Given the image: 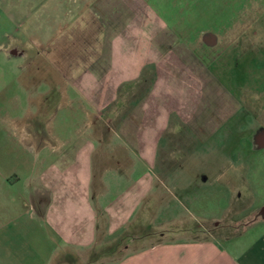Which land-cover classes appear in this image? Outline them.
Instances as JSON below:
<instances>
[{
    "label": "crops",
    "instance_id": "1",
    "mask_svg": "<svg viewBox=\"0 0 264 264\" xmlns=\"http://www.w3.org/2000/svg\"><path fill=\"white\" fill-rule=\"evenodd\" d=\"M197 1L0 0V46L20 59L18 81L46 84L42 103L60 94L39 128L17 130L15 149L8 152L0 137V264H74L93 249L91 255H100L87 260L102 264H264V218L237 235L201 243H146L135 236L136 225H128L140 206L136 223L144 227L148 214L138 202L151 184L135 190L140 168L150 178L159 138L169 127L172 134L183 132L193 116L145 101L143 123L129 114L126 141L105 118L111 104L121 102L120 88L142 71L144 80L152 71L175 70L178 79L200 81L197 52L184 46V39L195 38L190 13ZM137 134L143 136L138 147ZM231 195L224 211L234 198L249 199L244 189Z\"/></svg>",
    "mask_w": 264,
    "mask_h": 264
},
{
    "label": "rangeland",
    "instance_id": "2",
    "mask_svg": "<svg viewBox=\"0 0 264 264\" xmlns=\"http://www.w3.org/2000/svg\"><path fill=\"white\" fill-rule=\"evenodd\" d=\"M190 14L195 38L184 39V46H192L197 52L193 62L198 60L195 68L200 81L178 79L175 70L152 71L144 80L147 73L142 71L132 85L120 88L121 102L115 107L111 104L113 108L105 118L116 131V137L126 141L129 114L135 115L137 124L143 123L146 102L157 110L176 108L185 116H195L194 120L186 121L183 132L172 134L169 127L170 134L159 138L150 178L147 168H140L144 174L140 172L135 190H144L140 186L151 184L138 202L149 207L148 214L144 216V227L139 225L140 206L128 225L131 228L135 224V236L146 239V243L164 239L219 241L252 229L264 218V185L260 182V179L264 181V0H198ZM20 63L19 58L6 56L0 46V131L7 132V136L0 137L2 142L7 141L8 152L15 149L11 141L17 130L23 124L29 129L39 128L55 111L60 96L52 94L42 103L46 84L20 83L17 79L21 75ZM161 75L163 84L159 86L156 82ZM105 94L112 95L113 88L106 87ZM31 114L39 117L25 120ZM230 114L233 133L217 135L216 144H210L215 128ZM27 121L32 126H26ZM238 128L250 130L249 143L253 145L249 150H242L240 142L232 147L239 136L235 135ZM243 135L240 138L246 136ZM142 138L136 135L137 147ZM223 141L231 143L230 149L223 150ZM189 146L193 151H188ZM230 153L235 159L230 166L222 165L223 158L224 163L230 162ZM212 157L216 159V166ZM243 189L244 196H249L247 202L234 198L224 211L229 195L234 197ZM120 248L123 252L124 248ZM107 250L105 247L98 251L102 255ZM93 252L94 249L89 257L83 255L84 260L74 264H102L87 260L100 255H91Z\"/></svg>",
    "mask_w": 264,
    "mask_h": 264
},
{
    "label": "flooded vegetation",
    "instance_id": "3",
    "mask_svg": "<svg viewBox=\"0 0 264 264\" xmlns=\"http://www.w3.org/2000/svg\"><path fill=\"white\" fill-rule=\"evenodd\" d=\"M211 70V69H210ZM215 71V70H214ZM217 80H221L222 81V79H217ZM229 82V81H228ZM237 99L239 100V101H241L240 99H239V97H237ZM235 114H239L238 113V111L237 112H235ZM193 116V115H192ZM193 120L195 119V116H193V118H192ZM234 119H236V118H234ZM184 124H186V123H184ZM184 124H182V129L183 130H185V125ZM231 125H232V114H230L229 116H227L226 117V119H225V121L222 123V124H220L217 128H215L216 129V131H215V133L211 136V138H213V143L212 142H210V144H216V142H215V137L217 136V135H221L222 133L223 134H227V132H229V136H231V133H233V131H234V127H231ZM236 131H239V132H237L235 135H239L238 137H237V139H236V142L234 143V145H232V147H235V144L237 143V142H240V145H239V147L242 149V150H249V147H252V145L253 144H251V143H249V136H248V133H249V131L250 130H247V129H243V130H241L240 128H238ZM242 132H244V133H242ZM242 134H244V135H246V136H244V137H242V138H240V136L242 135ZM252 134V133H251ZM229 140V139H228ZM248 143H249V145H248ZM208 144H209V142H208ZM229 145H231V143L228 141V143H227V141H223V143H222V147H225V149L226 148H229L230 149V147L231 146H229ZM229 157H230V159H229V161L230 162H228V163H231V162H233V160L235 159L234 158V155L232 154V153H230V155H229ZM228 160V159H227Z\"/></svg>",
    "mask_w": 264,
    "mask_h": 264
},
{
    "label": "water",
    "instance_id": "4",
    "mask_svg": "<svg viewBox=\"0 0 264 264\" xmlns=\"http://www.w3.org/2000/svg\"><path fill=\"white\" fill-rule=\"evenodd\" d=\"M262 211H263V213H264V209H263Z\"/></svg>",
    "mask_w": 264,
    "mask_h": 264
}]
</instances>
